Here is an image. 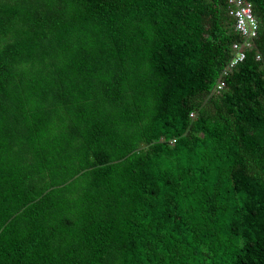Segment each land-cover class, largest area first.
Masks as SVG:
<instances>
[{
	"label": "trees",
	"instance_id": "obj_1",
	"mask_svg": "<svg viewBox=\"0 0 264 264\" xmlns=\"http://www.w3.org/2000/svg\"><path fill=\"white\" fill-rule=\"evenodd\" d=\"M249 1L0 0V264H264Z\"/></svg>",
	"mask_w": 264,
	"mask_h": 264
},
{
	"label": "built area",
	"instance_id": "obj_2",
	"mask_svg": "<svg viewBox=\"0 0 264 264\" xmlns=\"http://www.w3.org/2000/svg\"><path fill=\"white\" fill-rule=\"evenodd\" d=\"M232 14L236 18V31L241 35L242 40L234 43V56L223 71L222 78L217 84V91L226 86L225 76L234 69L235 66L244 62L248 51L254 48L255 39L259 35V22L254 14L253 3L249 0H227ZM258 55V59H260Z\"/></svg>",
	"mask_w": 264,
	"mask_h": 264
}]
</instances>
